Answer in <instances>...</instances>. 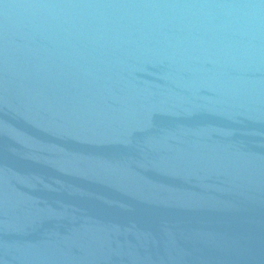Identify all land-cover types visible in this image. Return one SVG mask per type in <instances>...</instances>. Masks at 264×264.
<instances>
[{
  "label": "water",
  "instance_id": "1",
  "mask_svg": "<svg viewBox=\"0 0 264 264\" xmlns=\"http://www.w3.org/2000/svg\"><path fill=\"white\" fill-rule=\"evenodd\" d=\"M0 264H264V0H0Z\"/></svg>",
  "mask_w": 264,
  "mask_h": 264
}]
</instances>
